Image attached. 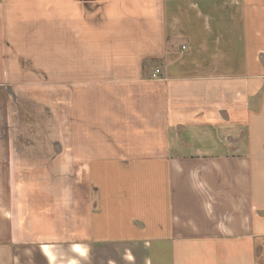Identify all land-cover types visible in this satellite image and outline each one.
<instances>
[{"label": "crops", "instance_id": "1", "mask_svg": "<svg viewBox=\"0 0 264 264\" xmlns=\"http://www.w3.org/2000/svg\"><path fill=\"white\" fill-rule=\"evenodd\" d=\"M0 264H264V0H0Z\"/></svg>", "mask_w": 264, "mask_h": 264}, {"label": "rangeland", "instance_id": "2", "mask_svg": "<svg viewBox=\"0 0 264 264\" xmlns=\"http://www.w3.org/2000/svg\"><path fill=\"white\" fill-rule=\"evenodd\" d=\"M33 113H34L33 112V108L32 107H29V111L27 112L28 115H27V119H26V121L28 120V122H27V124H28L27 128H32L33 129V126H32V122H33V116H32V114ZM46 113H47V115L46 114L43 115L44 114V111H43L42 112L43 117H41L42 119L41 118H39V119H40V121L42 120L41 122L48 121V123H49L50 116H49V113L48 112H46ZM37 124H38V122H37Z\"/></svg>", "mask_w": 264, "mask_h": 264}, {"label": "built area", "instance_id": "3", "mask_svg": "<svg viewBox=\"0 0 264 264\" xmlns=\"http://www.w3.org/2000/svg\"><path fill=\"white\" fill-rule=\"evenodd\" d=\"M182 48L184 49L185 47L183 46ZM156 72H158V70H156Z\"/></svg>", "mask_w": 264, "mask_h": 264}]
</instances>
